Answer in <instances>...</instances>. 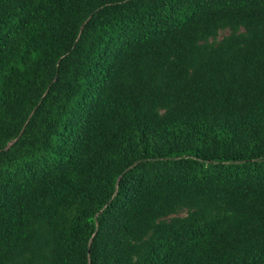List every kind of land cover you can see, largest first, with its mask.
<instances>
[{
    "label": "trees",
    "instance_id": "16d2710c",
    "mask_svg": "<svg viewBox=\"0 0 264 264\" xmlns=\"http://www.w3.org/2000/svg\"><path fill=\"white\" fill-rule=\"evenodd\" d=\"M0 264H264V0H0Z\"/></svg>",
    "mask_w": 264,
    "mask_h": 264
}]
</instances>
